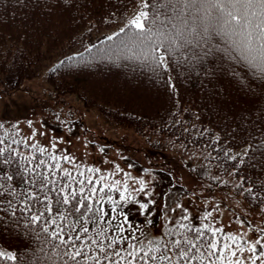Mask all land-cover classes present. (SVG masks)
Masks as SVG:
<instances>
[{
	"label": "snow or ice",
	"instance_id": "6c2138e0",
	"mask_svg": "<svg viewBox=\"0 0 264 264\" xmlns=\"http://www.w3.org/2000/svg\"><path fill=\"white\" fill-rule=\"evenodd\" d=\"M129 26L138 41L137 58L161 78L170 70L169 63L203 69L218 61L210 70L227 71L242 88L249 87L247 74L264 79V0H141V10ZM170 81L169 77L167 83L174 88ZM45 134L34 130L29 137L10 143L0 136V226L7 227L9 218L16 227L22 225L40 242L39 252L48 264H264V227L254 228L253 221L236 217L241 228L247 224L254 236L246 240L243 233H225L213 216L219 204L194 217L177 203L171 209L177 214L169 221L171 226L145 243L134 230L129 231L135 225L128 205L137 206L140 215L147 214L146 223H152L150 206L155 199L146 182L139 180V187L133 189L144 194L143 201L129 192L126 181L102 183L111 177L96 175L99 168H88L91 175L79 171L75 157L57 154L56 142L49 149L35 140ZM215 142H220L219 137ZM21 148L29 153L25 155ZM256 153L264 156V140L249 143L239 156L225 149L223 157L235 162L237 188L264 204V182L241 171ZM17 157L26 162L19 165L21 185L11 183L19 172H7V167L18 163ZM245 184L249 186L244 188ZM113 192L119 193L118 198ZM45 246H50V254ZM0 261L40 264L36 251L18 255L0 250Z\"/></svg>",
	"mask_w": 264,
	"mask_h": 264
},
{
	"label": "trees",
	"instance_id": "16d2710c",
	"mask_svg": "<svg viewBox=\"0 0 264 264\" xmlns=\"http://www.w3.org/2000/svg\"><path fill=\"white\" fill-rule=\"evenodd\" d=\"M133 1L0 0V91L23 87L25 79L36 74L45 59L57 54L45 72L46 80L55 91H74L84 105L97 108L116 124L139 132L168 134L180 149L189 145L200 147L208 162H215L220 171L225 169L232 175V192L264 213V204L253 201L237 188L240 179L233 174L235 162L223 157L225 149L239 156L249 143L264 140V79L247 74L249 87L242 88L227 71L210 70L217 67L218 61L203 69L169 63L170 70L161 78L137 58L138 41L129 23L76 50L65 51L82 41L91 28L110 24ZM224 63L226 67L228 62ZM169 77L174 88L167 83ZM0 125V136L7 142L25 139L1 120ZM217 137L219 143L215 142ZM241 144H245L244 150L235 151ZM21 151L25 155L29 153L27 148ZM218 156L219 159L213 158ZM17 160L18 163L7 167V172H19L11 183L21 185L23 169L19 165L26 166V162L21 157ZM261 165H264V156L256 153L255 159L246 161L241 171L257 182H264ZM63 167L77 171L73 165ZM87 169L79 166L78 170L89 174ZM248 186L245 184L244 188ZM111 194L114 198L119 196L117 192ZM128 208L132 214L138 209L133 204ZM198 215L197 212L193 216ZM130 219L134 223L137 220L131 216ZM7 225L0 226V246L18 255L36 251L40 264H48L44 253L39 252L40 242L33 235L22 225L16 227L10 218ZM218 226L228 233L223 225ZM135 228L129 231L136 232ZM45 247L50 254V246ZM0 264L9 262L0 261Z\"/></svg>",
	"mask_w": 264,
	"mask_h": 264
},
{
	"label": "rangeland",
	"instance_id": "374dc122",
	"mask_svg": "<svg viewBox=\"0 0 264 264\" xmlns=\"http://www.w3.org/2000/svg\"><path fill=\"white\" fill-rule=\"evenodd\" d=\"M140 10L141 0H134L110 24L91 28L82 41L65 51L76 50L116 31ZM55 58L57 54L45 59L37 73L25 79L23 87L0 91V120L23 138L34 130L46 133L37 135L35 140L49 149L56 142L57 154L75 157L76 164L82 168H99L100 176L111 177L106 182L126 181L129 192L141 201L144 194L133 189L139 187V180H144L153 193L155 205L150 206L151 224L143 219L147 214L140 215L138 209L131 213L137 219L132 222L137 236L145 242L158 237L168 228L169 221L176 218L171 209L177 203L185 205L192 216L219 204V211L213 213L218 225H223L231 234L243 233L246 240L254 233L247 224L242 229L236 217L253 221L254 228L264 227V213L232 192V175L225 169L220 171L215 162H208L200 147L189 145L180 149L168 134L139 132L116 124L97 108L84 105L74 91H55L45 78L47 66ZM244 148L245 144H241L234 150L241 152ZM117 166L121 171L117 172ZM0 250L9 251L2 246Z\"/></svg>",
	"mask_w": 264,
	"mask_h": 264
}]
</instances>
